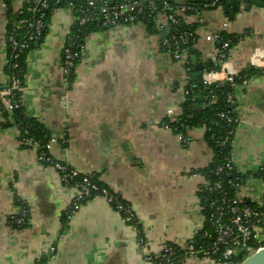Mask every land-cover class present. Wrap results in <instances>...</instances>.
I'll use <instances>...</instances> for the list:
<instances>
[{"label":"crops","instance_id":"0c3cea01","mask_svg":"<svg viewBox=\"0 0 264 264\" xmlns=\"http://www.w3.org/2000/svg\"><path fill=\"white\" fill-rule=\"evenodd\" d=\"M28 1L13 0L12 7L19 11ZM200 1L173 0L180 7ZM2 4L0 103L8 101L10 83ZM75 21L71 8L53 12L43 42L28 53L21 104L56 141L52 162L96 176L128 205L134 223L102 195L67 217L77 188L40 160L37 145L22 142L16 126H5L12 114L8 119L0 107V264H152L147 254L158 261L168 248L179 250L174 264H215L193 244L205 226L200 193L209 185L204 171L213 160L205 127L181 134L166 126L183 115L190 81L187 58L177 61L164 49L167 18L160 17L156 33L142 23L91 33L69 86L63 50ZM185 21L198 26V63L219 61L222 45L206 38L226 33L231 43L220 70L248 73L235 88L239 123L232 161L247 177L239 196L261 206L264 183L253 175L264 167V5L242 1L232 19L222 7L196 8ZM206 106L201 100L193 111ZM12 217L26 221L15 225Z\"/></svg>","mask_w":264,"mask_h":264},{"label":"trees","instance_id":"16d2710c","mask_svg":"<svg viewBox=\"0 0 264 264\" xmlns=\"http://www.w3.org/2000/svg\"><path fill=\"white\" fill-rule=\"evenodd\" d=\"M13 0H0L7 7V18H8V27H7V48H8V59L10 63L6 67V72L10 78L9 90L13 87V80H19L22 89L24 88V77L26 71V62L27 56L31 49L34 48L35 44L40 42L42 43L49 27L50 18L53 12L57 9H67L71 8L74 11L76 19L85 17L87 22L85 24H80L79 21H75L74 25L71 28V31L66 39L64 51L66 47L72 49L74 53H77L75 58V66L72 68V73L68 77L71 83L75 81V72L76 68L81 60L83 53V47L85 45L86 38L93 32L107 30L113 28V26L105 27L103 25V18L100 12V8L104 5L109 6H119L121 4L133 5L135 3H141L145 0H95V7H90L89 1L91 0H30L26 2L23 8L19 11H16L12 7ZM214 1H217L216 7H211L210 4ZM242 1H247L258 6L264 5V0H201L200 2L186 5L180 7L173 2V0H154V6H149L148 2H144L141 6L142 12L138 15V23L144 24L150 33H156L160 31L161 26L159 25V19L161 16L167 18V30L169 33L164 38V49L170 52L173 56L177 52L186 50L187 54V64L186 67L191 69L190 81L186 87V92L188 94L185 96V102L183 104V115L175 121H166V125L169 124L170 128L174 129L178 133H185L187 128L196 125H203L205 127V138L208 142V145L213 151V160L208 168L205 169L204 175L206 176L210 185L203 187L201 189V199L203 213L205 216V226L203 231H201L195 238L193 244L196 246V250L202 251L209 249L212 246V242L208 240L204 233L205 231L212 230L211 224L209 222V211L207 209L208 203L216 198L220 191L209 190V186L213 185L219 179L222 180L223 191L228 195L229 198H234L237 195L238 185L246 179L247 177L241 175L237 172L235 166L232 171L225 170L222 176H215L214 172L225 165L229 164L232 160L233 153V141L234 136L238 127L239 119L235 112L234 103H229V96L235 94V88L244 81L245 75L248 73H242L239 77H235V82L233 85L230 83L224 84H214L211 86L205 85L203 76H195L196 69L195 64L193 63L192 56L188 54L190 49L194 50V46L197 43V34L196 30L197 25L188 24L185 21V15L191 14L196 8L201 9H213L222 7L226 13V16L230 19L234 18L235 15L240 11ZM46 2L48 8H42V4ZM184 8L185 13L181 14L179 11ZM33 9L36 11L34 12ZM173 16L177 20V24H173L168 17ZM39 19L44 24V27L41 31V36L37 41L29 42L28 35L31 33V30L28 29H18L17 25L26 23L28 21L36 22ZM13 38L18 43H27L28 46L25 49H22L20 55L17 59H14V54L17 53L13 50L12 43L10 38ZM230 37L226 33L221 34L219 40L220 46L224 41ZM221 67L220 61H208L204 64L203 72L208 71H219ZM255 73L250 70L249 75ZM259 73V71H257ZM15 96L8 95V101L11 104L16 106L12 112H9L5 109L2 103L0 107L2 108L4 114L7 116L11 115L5 126H16L22 142L25 144L37 145L39 157H43V162L48 164H53L56 166L59 163L52 162L49 150L47 146L50 143L52 137H50L48 131L41 125L38 121L30 119L26 116L24 107L21 104V92H14ZM201 100L207 102V106L200 112L193 111V108L196 104L200 103ZM224 114L226 117H222ZM231 118V122L228 120ZM63 165V164H60ZM62 176L63 173L61 172ZM255 178H264V167H262L257 173L253 175ZM81 178H77L75 183H80ZM230 181H233L232 183ZM94 182L101 189H109L97 180V177H94ZM110 192V191H109ZM101 195V192H93L92 198ZM91 198V199H92ZM87 201V200H86ZM86 201L82 202L85 203ZM124 207H128L126 203L120 201ZM20 205H22L20 203ZM242 206H247L252 209H258L256 205L248 203L246 200H243L241 203ZM115 208V205L113 204ZM72 209H69L67 217L71 214ZM124 215V213H122ZM17 219V218H15ZM15 219H10V222L15 221ZM26 221V217H24ZM175 251V256L171 258L172 262H175V259L179 256V250L173 248ZM167 255L156 262H163L167 259ZM245 257H239L235 259L236 264L241 263ZM41 264V263H40Z\"/></svg>","mask_w":264,"mask_h":264},{"label":"built area","instance_id":"2783aa9c","mask_svg":"<svg viewBox=\"0 0 264 264\" xmlns=\"http://www.w3.org/2000/svg\"><path fill=\"white\" fill-rule=\"evenodd\" d=\"M149 3V6H154V0H145ZM144 1V2H145ZM144 2H141L142 5ZM135 3L133 5L121 4L119 6H109L104 5L100 8V12L103 18V25L107 26H119V25H134L138 23V15L142 12L141 6ZM90 7H95V0L89 1L88 4ZM4 8H6L5 4H2ZM211 7L217 6V1H214L210 4ZM42 8H48L46 2L42 4ZM35 12L36 10L33 9ZM87 18L82 17L76 19L80 24H85L87 22ZM173 24H177V20L174 19L173 16L168 17ZM44 27L43 22L39 19L36 22L28 21L24 24L20 23L17 25L18 29H28L31 30V33L28 35L29 42L37 41L41 36L42 28ZM221 38L220 35L208 36L206 39L208 42H217ZM10 42L12 43L13 50H15L14 59H17L20 55L22 49L27 48L28 44L18 43L12 37L10 38ZM230 40H226L222 43L219 61L220 63H224L227 58V50L230 48ZM84 50V47H83ZM77 53H74L72 49L69 47L65 48L64 58H63V72L66 78V81L69 86H72L68 79L70 74L72 73V68L75 66V58L77 57ZM187 57L186 50H182L181 52H177L174 55V58L177 61L183 62L184 58ZM10 63V60L7 59V65ZM187 64V62H185ZM187 72L190 74L191 69L186 67ZM235 75L229 74L224 71V69L219 71H211L206 75L203 74V80L205 85L211 86L214 84H224L230 83L231 85L235 82ZM23 89L20 85V81L14 79L13 87L9 90L8 95L14 98V92H21ZM186 95L188 92L185 93ZM229 103H234V96L231 95L228 98ZM6 110L12 112L16 106L11 104L10 101L1 102ZM227 116V115H226ZM222 114V117H226ZM231 122V118H228ZM167 128L169 126L166 125ZM54 139L47 146V150L51 149V144L55 143ZM40 160H43V157H39ZM233 161L224 167L218 168L215 172V176H222L224 171H232L234 169ZM56 168L63 173L62 180L66 186H74L77 188V195L75 200L70 205V209L76 211L82 205V202L88 201L92 198L93 192H101V195L108 199V201L113 205H115V210L120 213L125 214V220L133 224L134 223V215L131 212L129 207H124L123 204L120 203L118 198L112 196L107 189H101L95 182L93 175H83L79 173L77 170L70 168L67 165L57 164ZM261 169V168H260ZM77 178H81L80 183H75ZM260 180L264 183V178H260ZM231 183L233 181H230ZM210 185V184H209ZM240 185H238L239 188ZM222 180H218L213 185L209 186V190L213 192L220 191L219 195L212 199L208 205L207 209L209 213V222L211 224L212 230L205 231L204 236L212 242V246L209 249L202 250L201 253L204 257L211 258L214 260L215 264H236L235 259L239 257H245V259L254 253H256L259 249L264 248V235L260 230L264 229V199L262 205L259 206L258 209H252L247 206H242L241 203L243 199L239 196L238 191L237 195L234 198H229L228 195L223 191ZM15 219V218H11ZM15 225H23L25 223L24 218L15 219L12 222ZM193 250V249H192ZM167 255V259L163 262H156L154 258L148 253L146 256V261L152 264H174L171 261V258L175 256V251L173 248H168L165 252Z\"/></svg>","mask_w":264,"mask_h":264},{"label":"water","instance_id":"95a60500","mask_svg":"<svg viewBox=\"0 0 264 264\" xmlns=\"http://www.w3.org/2000/svg\"><path fill=\"white\" fill-rule=\"evenodd\" d=\"M142 5L139 4V7ZM166 33H169L166 32ZM188 54L190 56H192V59H193V62L195 64V69H196V74L195 76H203L204 72H203V69H204V66L200 63L197 62V59L195 57V53H194V50L193 49H190ZM239 264H264V248L262 249H259L256 253H254L253 255L247 257L246 259H244L241 263Z\"/></svg>","mask_w":264,"mask_h":264}]
</instances>
